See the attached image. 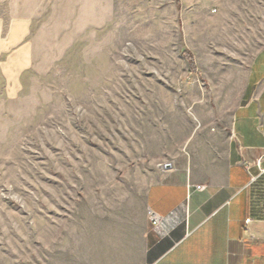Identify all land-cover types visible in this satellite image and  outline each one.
Here are the masks:
<instances>
[{"label":"rangeland","instance_id":"1","mask_svg":"<svg viewBox=\"0 0 264 264\" xmlns=\"http://www.w3.org/2000/svg\"><path fill=\"white\" fill-rule=\"evenodd\" d=\"M0 15L31 21L28 65L0 85V264H101L123 236L134 253L148 186L264 46V0H0Z\"/></svg>","mask_w":264,"mask_h":264},{"label":"crops","instance_id":"2","mask_svg":"<svg viewBox=\"0 0 264 264\" xmlns=\"http://www.w3.org/2000/svg\"><path fill=\"white\" fill-rule=\"evenodd\" d=\"M30 29L27 16L0 15V85H18ZM216 101L212 121L148 186L138 249L123 236L101 264H264V46Z\"/></svg>","mask_w":264,"mask_h":264},{"label":"trees","instance_id":"3","mask_svg":"<svg viewBox=\"0 0 264 264\" xmlns=\"http://www.w3.org/2000/svg\"><path fill=\"white\" fill-rule=\"evenodd\" d=\"M176 3L178 4V0H176ZM183 56L187 60V64H188L189 70L191 72H196L197 70H196V67L194 65L193 56H192L191 52L188 51V50H184L183 51Z\"/></svg>","mask_w":264,"mask_h":264},{"label":"built area","instance_id":"4","mask_svg":"<svg viewBox=\"0 0 264 264\" xmlns=\"http://www.w3.org/2000/svg\"><path fill=\"white\" fill-rule=\"evenodd\" d=\"M259 161H260V160H259ZM259 161H257V164H259V163H258ZM260 170H261L262 172H264V169H263V168H261ZM197 188H200V186H197ZM150 219H151V221H152L153 224H157V223H159V217H158V216L152 215V216H150ZM249 221H250V220L247 219L245 223L247 224Z\"/></svg>","mask_w":264,"mask_h":264},{"label":"water","instance_id":"5","mask_svg":"<svg viewBox=\"0 0 264 264\" xmlns=\"http://www.w3.org/2000/svg\"><path fill=\"white\" fill-rule=\"evenodd\" d=\"M162 168H163V169H169V168H171V163H164V164L162 165Z\"/></svg>","mask_w":264,"mask_h":264}]
</instances>
